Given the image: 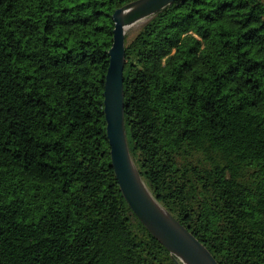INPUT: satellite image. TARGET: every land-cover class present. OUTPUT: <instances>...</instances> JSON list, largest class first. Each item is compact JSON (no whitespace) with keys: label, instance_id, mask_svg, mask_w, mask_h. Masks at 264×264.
<instances>
[{"label":"trees","instance_id":"1","mask_svg":"<svg viewBox=\"0 0 264 264\" xmlns=\"http://www.w3.org/2000/svg\"><path fill=\"white\" fill-rule=\"evenodd\" d=\"M0 0V264H176L125 201L103 112L113 12ZM124 126L218 264H264V0H175L125 36Z\"/></svg>","mask_w":264,"mask_h":264},{"label":"water","instance_id":"2","mask_svg":"<svg viewBox=\"0 0 264 264\" xmlns=\"http://www.w3.org/2000/svg\"><path fill=\"white\" fill-rule=\"evenodd\" d=\"M174 1L134 0L112 14L114 28L103 90L110 160L128 206L176 264H218L208 249L148 189L131 157L124 126L125 36L132 27L150 19Z\"/></svg>","mask_w":264,"mask_h":264},{"label":"rangeland","instance_id":"3","mask_svg":"<svg viewBox=\"0 0 264 264\" xmlns=\"http://www.w3.org/2000/svg\"><path fill=\"white\" fill-rule=\"evenodd\" d=\"M141 25H142V23H139V24H137L136 26L132 27V29H130V30L127 32L128 37L133 36V35L137 32V30L139 29V27H140Z\"/></svg>","mask_w":264,"mask_h":264}]
</instances>
